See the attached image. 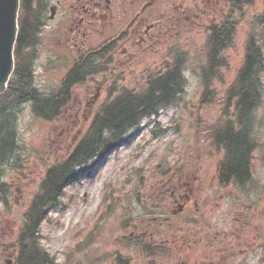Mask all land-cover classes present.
Wrapping results in <instances>:
<instances>
[{
  "label": "rangeland",
  "instance_id": "rangeland-1",
  "mask_svg": "<svg viewBox=\"0 0 264 264\" xmlns=\"http://www.w3.org/2000/svg\"><path fill=\"white\" fill-rule=\"evenodd\" d=\"M263 7L264 0H254L244 7L243 14L235 16L240 23L232 43L222 52L226 64L221 67L219 78L212 82L208 96L201 99L203 86L198 64L183 61L187 83L174 105L160 109L156 117L141 120L122 139L106 140L92 161L76 167L71 178L68 170L64 179L59 177L60 192L46 207L36 238L47 259L43 264H116L113 256L106 255L117 251L127 264L150 261L148 257L135 256L126 244L131 231L139 235L149 228L150 184L172 182L184 174L189 180L195 176L199 178L196 181H216L214 167L219 152L206 137L210 127L224 118V89L234 79L242 62L247 35L253 30L252 18ZM205 37L203 30L191 45L192 51L197 52L202 44V60L206 55ZM175 57L168 55L166 60L173 62ZM147 62H139L137 70H126L122 83L128 88H139L166 63L156 59L150 61V70H143ZM102 80L99 74L85 80L72 92L69 104L51 121L35 117L28 104H20L15 125L22 158L17 161L18 165H13L14 162L5 165L0 175L8 184L6 202L0 204V253L5 255L0 256V264H5L6 257L15 260L17 234L48 169L71 155L97 110L120 90L118 82L110 81L101 88L96 103L85 106V99L93 95ZM50 86L48 83L43 89ZM255 115L261 142L252 159L253 181L257 184L254 196L256 199L261 196L258 204L264 209V102ZM136 193L140 201L136 200ZM253 220L258 222L259 219L254 217ZM215 226L213 230L221 229L220 224ZM261 234L264 243V230ZM178 254L176 251L173 257L163 253L156 262L179 264Z\"/></svg>",
  "mask_w": 264,
  "mask_h": 264
},
{
  "label": "flooded vegetation",
  "instance_id": "flooded-vegetation-1",
  "mask_svg": "<svg viewBox=\"0 0 264 264\" xmlns=\"http://www.w3.org/2000/svg\"><path fill=\"white\" fill-rule=\"evenodd\" d=\"M22 2L24 43L13 85L25 91L21 105L32 106L37 98L50 96L64 108L73 99L72 92L81 87L73 79L81 71L79 77L85 80L102 75V88L110 81L121 83L126 70H137L141 61H148L143 70H150V61L168 55L197 64L202 44L197 52L191 45L203 30L205 40L214 31L221 42L225 23L228 39L234 30L232 0ZM48 83L50 88L43 89ZM30 90L36 98L27 96ZM96 100L86 98L85 106ZM248 138L254 139L252 132ZM256 147L254 140L251 156ZM217 152L215 182L196 181L195 176L189 180L184 174L172 182L150 184V221L145 228L150 236V264H158L160 253L176 251L179 264H264V246L258 244L264 209L258 204L261 196H254L257 184L221 180L218 160L223 151ZM216 224L221 226L219 231L213 230Z\"/></svg>",
  "mask_w": 264,
  "mask_h": 264
},
{
  "label": "trees",
  "instance_id": "trees-1",
  "mask_svg": "<svg viewBox=\"0 0 264 264\" xmlns=\"http://www.w3.org/2000/svg\"><path fill=\"white\" fill-rule=\"evenodd\" d=\"M232 1L235 13L243 14L244 5L252 4L254 0ZM23 12L24 7L20 14L22 17L19 20L20 29L16 42V68L7 90L0 95V175L3 167L18 154L15 122L18 106L24 98L25 91L13 88V85H15V77L18 73L19 50L24 43L23 37L21 38ZM236 25L237 20L234 21V34ZM224 26V41L221 42L212 31L206 47L205 62L200 72L201 82L205 87L204 97L208 96V86L212 84L213 79L219 78L220 69L226 64L222 57L223 50L232 43L227 38L226 23ZM251 28L253 30L248 33L244 44L242 62L235 72L234 79L224 89L226 103L223 111L224 118L211 126L209 130L212 144L224 151L223 158L218 165L221 180H234L239 183L252 180L251 151L254 139L248 138V134L251 132V126L256 123L255 111L264 102V7L262 11L253 16ZM164 68L161 74L150 78L138 91L122 89L114 95L111 101L97 110L94 119L71 155L48 169L40 190L27 209L25 220L17 234L15 264H43L47 260L36 239L39 222L43 218L46 207L55 201L56 195L60 192V182L66 176L65 170H68L71 178L74 169L90 162L106 139L115 141L124 137L128 130L136 127L142 119L151 117L160 109L177 102L186 82L181 72V63L180 61H168ZM80 75L82 76V71L73 78L75 82L83 79L79 77ZM26 93L27 96L32 95L36 98V94L31 90ZM36 101L31 108L37 117L52 120L61 112L58 101H54L50 96H42V99L37 98ZM104 134L108 135L106 139ZM60 176L63 178L58 180ZM4 188L5 185L0 178V200H5ZM145 233H143L144 236L137 234L129 237L126 244L131 247L135 256L149 259L150 237L146 231ZM106 256H113L112 259L116 264H127V260L121 257L119 251L108 253ZM131 259L132 257L129 260ZM49 261L52 260L49 259ZM67 263L71 262L67 261ZM147 264H150V261Z\"/></svg>",
  "mask_w": 264,
  "mask_h": 264
},
{
  "label": "water",
  "instance_id": "water-1",
  "mask_svg": "<svg viewBox=\"0 0 264 264\" xmlns=\"http://www.w3.org/2000/svg\"><path fill=\"white\" fill-rule=\"evenodd\" d=\"M17 9L18 0H0V94L5 90L13 67Z\"/></svg>",
  "mask_w": 264,
  "mask_h": 264
}]
</instances>
